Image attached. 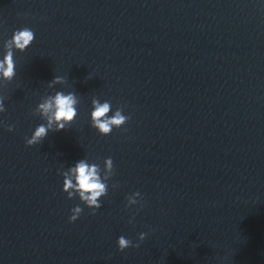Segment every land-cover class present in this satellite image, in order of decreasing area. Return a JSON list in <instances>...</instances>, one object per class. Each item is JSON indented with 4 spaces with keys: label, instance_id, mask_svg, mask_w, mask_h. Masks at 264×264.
I'll use <instances>...</instances> for the list:
<instances>
[{
    "label": "clouds",
    "instance_id": "1",
    "mask_svg": "<svg viewBox=\"0 0 264 264\" xmlns=\"http://www.w3.org/2000/svg\"><path fill=\"white\" fill-rule=\"evenodd\" d=\"M34 38V32L25 27L14 32L10 44H14L16 48L24 50L33 42ZM0 73L8 79H11L15 75V65L11 51L5 55L3 60H0ZM63 82H65L64 77L55 76L50 82L49 87L53 84ZM76 103V96L72 92L65 94L64 92L58 91L54 96L48 97L39 105L41 115L47 118V124H40L37 126L31 139L25 138L26 145L32 146L40 143L50 130L57 132L65 130L77 115L75 108ZM93 106L94 110L91 113L92 126L98 129L99 133L102 135L110 134L114 126L119 128L130 119L129 116L122 114V110H117L116 113L109 118L107 113H109L111 105L108 102L100 104L98 101L93 100ZM5 110L3 99L0 98V113ZM53 124H55L54 129L52 127ZM13 127L14 126L9 125L8 131H12ZM105 164L109 171L113 169V160L110 157L106 159ZM98 173L99 169L97 165H89L86 161L80 160L75 168L70 169L69 173L65 174L63 184L65 191L75 189L76 192L79 193L81 200L92 209L91 214L93 215L95 211L101 207L99 198L107 193V185L101 181ZM73 177L75 179V184H73ZM73 194L72 191H68L69 197ZM135 195L140 196V193L136 192ZM129 202L136 203V201L132 199H130ZM71 212L72 214L69 217V222H74L80 216L82 208L76 206ZM146 235L147 233H140L139 242L144 241ZM139 242L133 243L130 239L120 236L117 240V245L120 251H124L130 247L138 248L140 246Z\"/></svg>",
    "mask_w": 264,
    "mask_h": 264
}]
</instances>
